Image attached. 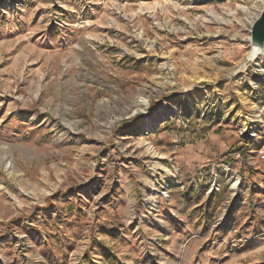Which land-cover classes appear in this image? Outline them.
I'll return each mask as SVG.
<instances>
[{"label":"rangeland","instance_id":"1","mask_svg":"<svg viewBox=\"0 0 264 264\" xmlns=\"http://www.w3.org/2000/svg\"><path fill=\"white\" fill-rule=\"evenodd\" d=\"M263 5L0 0V264H264Z\"/></svg>","mask_w":264,"mask_h":264},{"label":"water","instance_id":"2","mask_svg":"<svg viewBox=\"0 0 264 264\" xmlns=\"http://www.w3.org/2000/svg\"><path fill=\"white\" fill-rule=\"evenodd\" d=\"M249 46L251 51L264 54V5L250 27Z\"/></svg>","mask_w":264,"mask_h":264},{"label":"built area","instance_id":"3","mask_svg":"<svg viewBox=\"0 0 264 264\" xmlns=\"http://www.w3.org/2000/svg\"><path fill=\"white\" fill-rule=\"evenodd\" d=\"M257 121H253L252 124L254 125L253 127H249L248 130L244 131L243 134L245 133V135L241 134L243 140H253L254 138H256L259 134V130L257 126H255V124H257ZM257 129H256V128Z\"/></svg>","mask_w":264,"mask_h":264},{"label":"bare ground","instance_id":"4","mask_svg":"<svg viewBox=\"0 0 264 264\" xmlns=\"http://www.w3.org/2000/svg\"><path fill=\"white\" fill-rule=\"evenodd\" d=\"M260 54H258L256 51H250L249 55H248V59L249 60H254L255 58H257V56H259ZM204 79V78H203ZM203 79H200V81H202ZM196 81V80H195ZM199 82V79H198ZM154 119L153 117L147 119V124L148 126H151L154 123ZM143 145H147V143H144ZM148 150H150V148L148 147Z\"/></svg>","mask_w":264,"mask_h":264}]
</instances>
